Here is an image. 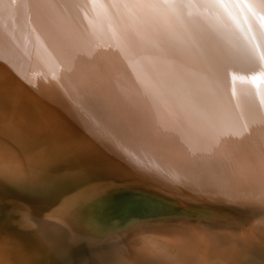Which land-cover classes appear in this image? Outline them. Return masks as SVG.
I'll list each match as a JSON object with an SVG mask.
<instances>
[{
	"label": "rangeland",
	"instance_id": "rangeland-1",
	"mask_svg": "<svg viewBox=\"0 0 264 264\" xmlns=\"http://www.w3.org/2000/svg\"><path fill=\"white\" fill-rule=\"evenodd\" d=\"M139 1L140 0H39L38 2V0H0V23L3 24H0V26L2 27H0L2 29H0V49H2V51L5 50L6 52L5 53L0 50V53L2 52V56L0 55V65L1 63L3 65H1L2 68H0V126H2L3 128L5 137H9L11 128L12 131L10 139L15 142L17 149L16 152H12L8 148L9 140L6 139L4 142L3 160L0 161V257L3 260L2 261L0 258V264H34L33 262L36 257V253H39L37 248H39L40 246L35 245L32 241H25L21 235H25V233H20L18 231L20 226L24 229H29V227H25L21 224L19 210H21L22 208L33 209V207H35L36 210L39 209L36 211V213L45 217V215L51 209L56 207V204H51V201H43L42 199H39V201L38 199L36 200L34 193L36 189L40 187L39 179H41L43 175L47 177L46 180H50L51 177L49 176H53V174L56 173L55 171L58 170L57 168L63 165V162L65 161V159H67V157L77 155L76 152L82 154L83 152L91 151L93 149L96 151L99 150L96 157L84 156L83 158H87V161L92 159L97 162L102 159V162L105 160L106 162H109L110 160V164L108 162V164L105 162L102 163L106 166H101V163L99 164V167L104 170H102V172L104 173L105 171L107 173V170H109L111 172L108 173L114 174L119 170L126 168L128 169L134 165V167H136V164H138L137 166H141L140 162L142 161V167L144 169L146 168V170H153L152 172L156 173V176L160 177L163 175L162 177H165L166 179V175L169 176L171 174H169L168 169L171 170L172 174L177 172L176 168L178 167V164L175 161H177L178 159L181 163L185 159L182 164L180 163L181 165H185L183 167V173L191 171V168L200 170L204 166V164H201L204 163L202 161H205L207 157V155L204 157L205 154L203 153L206 152L203 148H201L203 147V140H201L203 138L200 135L207 128H209L208 130L216 131L217 122L224 121V118H222L223 114L221 115V113L223 112L225 116L228 115V111L229 109H231L229 101L230 98L236 97V91L239 93V96L244 94L247 99L251 97V99H253V105L251 104V99H248L247 102H244L246 101L245 99L243 101L244 104L241 105V107H243V112H241L243 116H245V118L246 116L250 117V114L252 113V118H248L249 124L255 123L254 126L250 124V129L248 128L247 131H244V133L247 132L246 134L248 136H250L252 133V136L248 137L251 139V141L248 139L250 142L258 139V143L264 142V100L262 101V99H264V85H262L264 84V82H262L264 81V0H143L145 3H143L142 0L141 2ZM146 1L148 3H146ZM160 1H164V3H161ZM141 8L143 9L141 10ZM166 13L169 14L167 15ZM35 14L39 15V17L38 15L36 16V18L38 17V20L35 19ZM41 14L43 17H41ZM171 15L175 17H172ZM163 17L166 21L171 22L166 23ZM172 20L175 21L176 25ZM176 22H178V24ZM23 23L25 25L26 23L27 25L29 24V27L26 26V28ZM36 23H39V25L37 26ZM159 24L162 27H159ZM33 26L35 28H33ZM14 27L16 28V30L14 29ZM30 27L33 30H28V28ZM51 27H53L54 29ZM163 27H165V29ZM168 27L170 29H168ZM41 29L43 32L41 31ZM67 29H71L70 32H67L69 36L62 33L68 31ZM37 30L38 33L36 32ZM11 32L14 33L13 35H17L13 36ZM29 32L31 34H29ZM20 33L22 34L20 35ZM40 33H43L44 35ZM25 34L27 35V37L30 36L31 40L28 37L30 41L27 39ZM31 35H33L34 38ZM36 35H38L40 42ZM65 35H67L66 40L63 38ZM157 36L159 37L157 38ZM181 38H183V41H181ZM16 40L17 42L20 40L22 42L20 41L21 43L18 42V44ZM6 41L7 44L5 43ZM49 41H53V43L50 44ZM27 42L28 45L25 46ZM65 42H67L68 44ZM40 43L44 45H41ZM172 43L175 45V48L174 46H172ZM45 44L47 45L45 46ZM16 45L19 49L16 47ZM4 46L6 47V49ZM10 46L16 49L13 50V48H11ZM42 46H44V48ZM56 46H58L57 49L55 48ZM20 47L22 48V51H20ZM27 47H31L32 49H28ZM10 48L13 52L15 51V53H13ZM154 48L157 50L158 48H163L162 54L163 50L165 49V56H162V54L159 53H154ZM179 49L185 51V55L183 54L184 52ZM188 49L191 50L187 51ZM56 50H59L57 51L58 53L56 52ZM193 50L195 51V53ZM7 51L11 55L8 54ZM31 51H33L34 53ZM178 51H182L183 53H178ZM35 52L38 55H35ZM41 52L46 55L44 56ZM54 53L56 56L53 55ZM6 54L8 55V57ZM50 54L51 56H49ZM167 55L174 56H168V59V57L166 58ZM54 56L56 57V59L58 57L60 58L58 59L59 62L58 60H54ZM44 57L45 59H43ZM52 57L53 62L51 60ZM162 57L164 60L168 59L170 61L169 66H167L168 64L164 65V67L168 68L167 70L169 71L167 73L166 71L162 73L165 75V77H163L164 75L162 74L161 76L160 74L158 75L156 73L159 72V68L157 70L154 68L156 65H159L156 63V61L159 62ZM173 59L176 60L171 63ZM43 60H45L46 62H43ZM39 61H41V63ZM3 62L6 65H4ZM51 62L52 64L50 66L49 64ZM40 64L42 65V68L39 67L41 66ZM104 65L109 68H106ZM21 66L23 67V69L27 66L28 67L23 71V69H21ZM115 66L116 68L113 69ZM45 67H47V69ZM35 68H38V71H35ZM43 68L46 70V72H41V69ZM48 68L50 69V71L48 70ZM98 68L101 69L98 70ZM183 68L185 69L183 70ZM44 69L42 71H45ZM52 69L55 72L52 71V73ZM91 70L94 72L92 73ZM106 70L110 73H108ZM109 70H113V73H111V71ZM100 71L103 72L100 73ZM171 71L173 72L171 73ZM35 72L40 73L37 74ZM95 72L99 73L100 75H96ZM105 72H107L106 74L108 76L105 75ZM147 72H149V74ZM151 72L153 74H150ZM90 73H92V75H90ZM143 73H146L147 75ZM52 74L54 77L52 76ZM93 74L95 75L96 79L95 77L93 78ZM109 74L111 75L110 77ZM134 74H137V77L134 76ZM169 75L173 78H170ZM38 76L39 78L42 77L41 79L48 78V80L40 81L38 80L39 78H37ZM129 76H131L132 78H129ZM144 76H146L145 78L147 82H145V79L140 80V78H144ZM135 78H137V80ZM164 78H168V80L171 79L170 81H166L165 79V81L167 82V86H164V84L166 85V83H164L165 81L163 82L162 80ZM51 79H53V82H51ZM254 79L256 80V82ZM99 80H101L102 82H99ZM150 80L153 84L150 82ZM42 81L44 83H42ZM62 82L65 83L64 86H62ZM174 82L177 84V86ZM78 83H80L81 85ZM42 84L44 86H42ZM136 84H138V86H136ZM140 84H142V86H139ZM154 84L157 85L156 87L158 88H156ZM132 86H135V89ZM143 86H145L146 88L144 87V89L149 92H147L146 90L142 91L141 89H143ZM147 87H149V90L147 89ZM235 87L237 88L235 89ZM65 88H68L69 91ZM153 89H156V91H153ZM132 90L135 92H133ZM136 91L138 94L136 93ZM144 91L148 94L150 93L149 96L146 93L145 95H147L148 98H151V100H149L145 95L142 96ZM150 91H152L153 93L151 94ZM154 92L155 94L158 92L156 94L158 96H154ZM259 92H262V94ZM252 93L253 95H251ZM140 94L142 97L140 96ZM67 95L70 98H67ZM262 96L263 98H261ZM71 97L73 99L75 98L74 101L71 99ZM139 97L140 99L138 100ZM242 97L245 98L244 96ZM83 98L85 102L83 101ZM152 98L154 99V101L157 100L155 98H159L157 101H155V104L158 105L157 107H155L156 109L152 108L156 106L153 103L152 104L154 106H152ZM131 99H133L132 101L135 100L136 102L137 100L138 102H132ZM66 100H68V102ZM160 101H165L162 104H165L166 107L165 105H162ZM81 103H83L87 115L89 113L90 116L85 117L84 112L79 111V109L82 107ZM246 103L250 105L247 106ZM171 104L173 109L170 110L169 108H172ZM245 105L250 109V111ZM254 105L258 106L255 107ZM159 107L165 109L163 110ZM250 107L252 108V110H255L252 111ZM246 108L249 113H247L248 111L245 110ZM153 110L155 111V113H153ZM178 112L181 115L185 114L184 120V117H182L181 121H177L178 119H175L176 121L173 120V118H176L179 115ZM163 113H165L164 116L166 118L163 117ZM157 114L159 118H157ZM152 116L155 118H153ZM157 119H160L159 122ZM156 120L157 122H155ZM188 121H190V123ZM159 123L161 125H159ZM183 124H185V127H187V129H185V127L183 128ZM170 126H173V130ZM205 126H207L206 129L204 128ZM188 129L190 131L192 129V133H190L194 137L190 135L189 138ZM199 129L200 131H203L200 133ZM176 130L177 132L180 131L181 133H176ZM183 130H188L186 131L187 134L186 132L182 134L184 132ZM248 130L250 132H248ZM251 130H253V132L255 131L257 135L253 136V132ZM154 132L155 137H150ZM175 134H186L191 141L186 137V135L183 138H179L181 139L180 142L179 139L178 141H176L178 135L175 136ZM262 135L263 137H261ZM148 136L149 138L146 139V137ZM159 136L161 137L159 138ZM174 136L176 138H173ZM171 138L173 139L170 140ZM260 138H263V140ZM152 139L153 142H158H154V144L152 142ZM166 139L168 141L170 140L169 142H172L173 144H168V141H166ZM182 140H185V142L188 144L191 142V144H189L190 147ZM195 141H199L198 144H196ZM119 143H124L125 147L118 146ZM192 143L194 148L192 147ZM143 144L145 147H147V149L143 146ZM178 144L179 146H177ZM180 145H184L183 152H180V150L183 148V146L182 148H180ZM197 145H201V147L198 148ZM178 148H180V150ZM148 149L151 150L149 151ZM152 149L157 151L158 154L157 152L155 154V151H153ZM189 149L193 152H191ZM194 149L199 150L194 151ZM168 150L174 151H169L168 154ZM175 150H177L178 152H175ZM184 150L186 151L184 152ZM201 151L203 153H201L200 155L199 153ZM179 152L182 154L180 155ZM172 153L173 155L175 153L176 154L173 156ZM162 154L165 157H162L164 159H161L160 157V155ZM177 154L179 155L178 157ZM169 155H172L169 158H172L174 161H171L168 157L166 158V156ZM182 155L189 158L187 159ZM105 156L107 157L105 158ZM136 156L137 160H135ZM154 156L155 158L159 156V158L156 159L160 160L155 162L156 159L154 158ZM175 156L177 159L175 158ZM201 156L205 159L201 158ZM127 157L129 158L127 159ZM133 157L134 159H131ZM143 159L146 160L144 161ZM112 160L114 162H112ZM125 161L126 164H124ZM160 161L161 163H164H158ZM208 161L210 162V160ZM148 162H150L152 165ZM172 162H175L176 164ZM189 162H191L190 164L194 167L190 165V168V166H188ZM116 165L119 167V169ZM88 166H90L89 163L76 170L74 172V175H76L77 172H81ZM173 167L176 170L174 172L172 171L174 169H171ZM179 168H181L182 170V166H179ZM181 170H178V172H181ZM165 171L168 174H166ZM178 175L176 176L175 174H173L172 177H176V179L179 178V181L177 183H183L182 181L183 179L185 181V176L182 175V177H178ZM150 180L144 179L140 181L139 179H137L138 183H136L135 181L134 186L137 185L146 187V193L148 192L157 194L160 199L161 197L165 199H171V202H177V204H180V206H182L184 210L178 213H174L172 216H165L163 212L151 209V207H148L146 205L140 207H128L129 210L125 211L128 212L126 213V216H122L120 218L115 217L111 220L112 222H109V224L111 225L113 222H115L116 226L119 225V228L121 230L120 233L134 234L133 231L139 229L138 225L144 226V224L146 223L157 222L158 224L165 223V225L166 223H174L175 221L196 223L201 226L205 225L207 226V228L214 227L210 233L224 242H230V239L232 237L237 238L238 236L239 241H245V237L250 236L248 240L253 241V248L250 252V254H252V259H247L248 261L246 260L245 264H264V233L261 229L255 228L252 218L246 217L244 215L246 211L253 212L255 211L253 208L257 209V204L252 203L249 200V197H236V199H234L233 201L228 202V206L230 207H226L230 211V215H239L241 217L244 215L242 217V221L247 225H243L244 227H246L243 228V226L236 220L229 219L228 221V218H223V216H225V212L219 211L221 207L217 206L218 204L216 205L213 202H207L206 199H198V201L196 198H188L187 193H184V190H182V188L177 189L176 191H174L173 189H169L172 182L167 181L168 184H161L157 180ZM192 182L193 181H191L190 183L197 185L195 184V181L194 183ZM134 183L132 182V184ZM191 184L190 186L193 187V185ZM203 184V187L207 186L206 188L210 189V186L208 184ZM157 187L159 188V190ZM166 188L171 192H165ZM6 190L15 191L18 194L13 198H3L2 193L6 192ZM173 191L174 193H172ZM21 193H23V195H21ZM179 193L183 194L184 196ZM177 195H179V197ZM113 197L117 196L115 195ZM190 199H192V201ZM121 205L122 204H119L116 198H110V200L108 201L109 208H107V212H110L111 208L115 209V207L118 208ZM211 205H215L216 207ZM195 209L198 211L195 212ZM205 211L208 213L217 212V214H211V219L209 217L204 218L205 216L199 213ZM107 212H105V214ZM186 214H189V217ZM205 215L208 214L205 213ZM193 217L194 219L192 220ZM144 219H150L153 221H141ZM219 219H222L223 221H218ZM36 220L37 219H35V221ZM19 221L20 224L16 223ZM35 221L32 222L35 223ZM202 221L204 222V224ZM221 221L223 223H221ZM199 222H201L202 224ZM213 222L215 223L213 224ZM17 224L20 226L18 227ZM38 227L40 229L38 232H44V230H46L47 228L46 226L44 227L41 225H38ZM240 233L242 234L243 238ZM247 233H249V235ZM111 235L114 236L116 234L112 232ZM194 236L200 240H204L202 234L199 232L194 233ZM240 238L242 240H240ZM253 256L255 259H253Z\"/></svg>",
	"mask_w": 264,
	"mask_h": 264
},
{
	"label": "bare ground",
	"instance_id": "bare-ground-1",
	"mask_svg": "<svg viewBox=\"0 0 264 264\" xmlns=\"http://www.w3.org/2000/svg\"><path fill=\"white\" fill-rule=\"evenodd\" d=\"M143 1V0H142ZM33 2V1H32ZM39 2V0H38ZM141 2V0L139 1ZM161 2V1H160ZM166 2V1H165ZM36 3V2H34ZM33 3V4H34ZM83 3V2H82ZM143 3H145L143 1ZM146 3H148L146 1ZM151 3V2H150ZM161 3H164V1H162ZM129 4V3H128ZM142 4V3H140ZM172 4V3H171ZM36 5V4H35ZM148 5V4H147ZM14 6V5H13ZM32 6V5H31ZM154 6V5H153ZM23 7V6H22ZM33 7V6H32ZM14 8V7H13ZM144 8V7H143ZM141 8V10L143 9ZM152 8V7H151ZM159 9V8H158ZM172 9V8H171ZM17 10V8H16ZM22 10V9H21ZM146 10V9H145ZM166 10V9H165ZM35 11V10H34ZM37 11V9H36ZM13 12V11H12ZM25 12V11H24ZM141 12V11H140ZM163 12V10H162ZM166 12V11H165ZM149 13V11H148ZM159 13V12H158ZM24 14V13H23ZM22 14V15H23ZM124 14V13H123ZM144 14V12H143ZM167 14V13H166ZM169 14V13H168ZM167 14V15H168ZM18 15V14H17ZM38 14H35V19H37L39 17L36 18ZM122 15V14H121ZM156 15V14H155ZM158 15V14H157ZM162 15V14H160ZM166 15V16H167ZM33 16V15H32ZM31 16V18H32ZM145 16V15H144ZM165 16V17H166ZM172 16V15H171ZM8 17V16H7ZM15 17V16H14ZM41 17L42 14H41ZM162 17V16H161ZM168 17V16H167ZM172 17H175V16H172ZM30 18V17H29ZM79 18V17H78ZM159 18V17H158ZM171 18V17H170ZM26 19V18H24ZM23 19V20H24ZM28 19V17H27ZM34 19V20H35ZM41 19V18H40ZM164 19V17H163ZM168 19V18H167ZM30 20V19H29ZM32 20V19H31ZM38 20V19H37ZM42 20V19H41ZM40 20V21H41ZM144 20V19H143ZM176 20V19H175ZM27 21V20H26ZM39 21V22H40ZM44 21V20H43ZM42 21V22H43ZM164 21H166L164 19ZM164 21H163V24H164ZM174 21V20H172ZM24 22V21H23ZM167 22H171V21H166ZM180 22V21H179ZM184 22V21H183ZM30 23V22H29ZM158 23V22H157ZM178 24V22H176ZM1 24V23H0ZM15 24V23H14ZM13 24V26H14ZM21 24V23H20ZM34 24V22H33ZM37 26L39 25V23H36ZM162 24V23H160ZM159 24V27H162L160 26ZM170 24V23H169ZM174 24H175V21H174ZM184 24V23H183ZM188 24V23H187ZM3 25V24H1ZM5 25V24H4ZM23 25H25L23 23ZM22 25V26H23ZM29 25V24H28ZM26 23L25 27H29ZM32 25V24H30ZM176 25V24H175ZM190 25V24H189ZM35 26V25H34ZM33 26V28H35ZM36 26V27H37ZM158 26V25H157ZM165 26V25H164ZM172 26V25H171ZM182 26V24H181ZM186 26V25H185ZM1 27V26H0ZM5 27V26H4ZM3 27V28H4ZM7 27V26H6ZM9 27V26H8ZM11 27V26H10ZM26 27V28H27ZM32 27V26H31ZM28 28V30L32 29V28ZM43 27V26H41ZM174 27V26H173ZM179 27V26H178ZM2 28V27H1ZM0 28V29H1ZM24 28V27H23ZM53 28V27H51ZM64 28V27H63ZM70 28V27H69ZM78 28V27H77ZM165 29V27H163ZM162 28V30H163ZM10 29V28H9ZM13 29V28H12ZM14 29L16 30V28L14 27ZM38 29V28H37ZM40 29V28H39ZM46 29V28H45ZM54 29V28H53ZM87 29V28H86ZM168 29H170L168 27ZM178 29V28H177ZM186 29V28H185ZM2 30V29H1ZM6 30V29H5ZM33 30V29H32ZM68 31H65V32H62L64 34H67V32H70L69 29H67ZM161 30V29H160ZM176 30V29H175ZM174 30V32H175ZM179 30V29H178ZM177 30V31H178ZM187 30V29H186ZM189 30V29H188ZM35 31V30H34ZM42 31V29H41ZM53 31V30H52ZM106 31V30H105ZM156 31V30H155ZM168 31V30H166ZM196 31V30H195ZM2 32V31H1ZM19 32V31H18ZM38 33V30L36 31ZM43 32V31H42ZM54 32V31H53ZM101 32V31H100ZM162 32V31H161ZM12 33V32H11ZM10 33V34H11ZM25 33V32H24ZM28 33V31H27ZM36 33V34H37ZM47 33V32H46ZM56 33V31H55ZM54 33V34H55ZM62 33H59V34H62ZM118 33V32H117ZM140 33V32H139ZM166 33V32H165ZM178 33V32H177ZM4 34V32H3ZM5 34H6V31H5ZM14 33H12L13 35ZM22 33H20L21 35ZM29 34H31L29 32ZM40 34H43V33H40ZM119 34V33H118ZM142 34V33H141ZM160 34V33H159ZM181 34V33H180ZM183 34V32H182ZM2 35V33H1ZM17 35V34H15ZM13 35V36H15ZM19 35V34H18ZM26 35V34H25ZM24 35V36H25ZM34 35V34H33ZM31 35L33 38L34 36ZM39 35V34H38ZM38 35H36V37H38ZM44 35V34H43ZM43 35H40V36H43ZM67 35H65L63 37L65 40H66V37ZM164 35V34H163ZM175 35V33H174ZM173 35V36H174ZM10 36V35H9ZM47 36V35H46ZM45 36V37H46ZM55 36V35H54ZM69 36V35H68ZM91 36V35H90ZM124 36V35H123ZM140 36V35H139ZM184 36V35H183ZM27 37V35H26ZM30 38V36H28ZM27 37V39H28ZM48 37V36H47ZM58 37V36H57ZM82 37V36H81ZM85 37V36H84ZM154 37V36H153ZM159 36H157L158 38ZM165 37V36H164ZM4 38V37H3ZM49 38V37H48ZM114 38V37H113ZM130 38V37H129ZM163 38V37H162ZM184 38V37H183ZM181 38V41H183ZM5 39V38H4ZM9 39V37H8ZM17 39V38H16ZM36 39V38H35ZM39 39V37H38ZM52 39V38H50ZM49 39V40H50ZM59 39V38H57ZM71 39V38H70ZM69 39V40H70ZM144 39V38H143ZM142 39V40H143ZM179 39V38H178ZM185 39V38H184ZM7 40V39H6ZM19 40V39H18ZM26 40V39H25ZM24 40V41H25ZM29 40V39H28ZM31 40V38H30ZM29 40V41H30ZM56 40V39H55ZM68 40V39H67ZM2 41V40H1ZM5 41V40H4ZM8 41V40H7ZM7 41L5 42L7 44ZM21 41V40H20ZM18 41V42H20ZM23 41V42H24ZM35 41V40H34ZM37 41V40H36ZM42 41V40H41ZM57 41V40H56ZM61 41V40H60ZM63 41V40H62ZM3 42V41H2ZM17 42V40H16ZM17 42V43H18ZM22 42V41H21ZM20 42V43H21ZM26 42V41H25ZM39 42H40V39H39ZM37 42V43H39ZM43 42V41H42ZM50 42V41H49ZM68 42V41H67ZM65 42V43H67ZM173 42H176V41H173ZM4 43V44H5ZM53 43L50 42V44ZM183 43V42H182ZM1 44V43H0ZM3 44V45H4ZM5 44V45H6ZM19 44V43H18ZM25 44V43H23ZM31 44V43H30ZM41 44V43H40ZM49 44V43H48ZM58 44V43H57ZM60 44V43H59ZM68 44V43H67ZM147 44V43H146ZM173 44V43H172ZM176 44V43H175ZM13 45V43H12ZM11 45V46H12ZM21 45V44H20ZM28 45V42L25 46ZM41 45H44V44H41ZM47 44H45L46 46ZM90 45V44H89ZM10 46V47H11ZM15 46V44H14ZM23 46V45H22ZM31 46V45H30ZM55 46V45H54ZM61 46V45H60ZM172 46H174L175 48V45L173 44ZM178 46V45H177ZM1 47V45H0ZM5 47V46H4ZM17 47V45H16ZM40 47V46H39ZM44 48V46H42ZM166 47V46H165ZM216 47V46H215ZM13 48V47H11ZM10 48V49H11ZM18 48V47H17ZM21 48V47H20ZM25 48V47H24ZM28 49H30L29 47H27ZM56 49L58 48V46L55 47ZM54 48V49H55ZM94 48V47H93ZM111 48V46H110ZM173 48V49H174ZM188 48V47H187ZM6 49V47H5ZM8 49V50H10ZM16 49V48H15ZM13 48V50H15ZM19 49V48H18ZM32 49V48H31ZM37 49V48H35ZM34 49V50H35ZM105 49V47H104ZM132 49V48H131ZM171 49V48H170ZM172 49V50H173ZM217 49V48H216ZM2 51V49H0ZM25 50V49H24ZM46 50V49H45ZM49 50V49H48ZM179 50H182V49H179ZM186 50V49H185ZM191 50V49H190ZM189 49L187 51H190ZM12 51V49H11ZM22 51V48L21 50ZM39 51V50H38ZM36 51V52H38ZM41 51V50H40ZM52 51V50H51ZM50 51V53H51ZM55 51V50H54ZM59 51V50H56V52ZM174 51V50H173ZM183 51V50H182ZM178 51L183 53L185 55V51ZM194 51V50H193ZM2 52H5L2 51ZM1 52V53H2ZM13 52V51H12ZM11 52V53H12ZM33 52V51H31ZM35 52V55H38L36 54ZM43 52H46V51H43ZM104 52V51H103ZM176 52V51H175ZM0 53V55L2 56V54ZM6 53V52H5ZM3 53V54H5ZM8 53V51H7ZM15 53V51L13 52ZM12 53V54H13ZM30 53V52H29ZM28 53V54H29ZM34 53V52H33ZM32 53V55H33ZM40 53V52H39ZM42 53V52H41ZM58 53V52H57ZM61 53V52H60ZM98 53V52H97ZM173 53V52H172ZM171 53V54H172ZM193 53V52H192ZM195 53V51H194ZM193 53V54H194ZM10 54V53H8ZM23 54V53H22ZM22 54H21V57H22ZM43 54V53H42ZM7 55V54H6ZM5 55V56H6ZM11 55V54H10ZM19 55V54H18ZM41 55V54H40ZM44 55V54H43ZM46 55V54H45ZM44 55V56H45ZM48 55V54H47ZM55 55V53L53 54ZM52 55V56H53ZM59 55V54H58ZM182 55V54H180ZM25 56V55H23ZM42 56V55H41ZM51 56V54L49 55ZM56 56V55H55ZM54 56V60H58L60 59L59 57L56 59V57ZM98 56V55H97ZM163 56V54H162ZM165 56V55H164ZM168 56H172V55H167L166 58ZM174 56V55H173ZM172 56V57H173ZM4 57V55H3ZM8 57V55H7ZM13 57V56H12ZM28 57V56H27ZM32 57V56H31ZM30 57V58H31ZM105 57V56H104ZM178 57V56H177ZM186 57V56H185ZM11 58V57H10ZM14 58V57H13ZM29 58V57H28ZM6 59V58H5ZM24 59V58H23ZM45 59V57L43 58ZM48 59V57H47ZM53 59V57L51 58V60ZM169 59V57H168ZM167 59V60H168ZM189 59V58H188ZM255 59V58H254ZM3 60V59H2ZM28 60V59H27ZM35 60V59H34ZM38 60V58H37ZM40 60V58H39ZM67 60V59H66ZM101 60V59H100ZM164 60L163 57L161 60L156 61L157 64L159 65H154L155 69L157 70L159 68V72H156L158 75L162 74L163 72L166 71L169 72L166 68L164 67L165 64H168L167 66H169L170 64V61L168 60ZM171 60V59H170ZM176 60V59H175ZM173 59L172 62L175 61ZM253 60V59H252ZM7 61V60H6ZM10 61V60H9ZM26 61V60H25ZM45 60H43L44 62ZM48 61V60H47ZM262 61V60H261ZM41 63V61H39ZM38 62V63H39ZM46 62V61H45ZM53 62V60H52ZM52 62L49 64L51 66ZM59 62V60H58ZM183 62V61H182ZM185 62V61H184ZM6 63V62H5ZM12 63V62H11ZM28 63V62H27ZM34 63V62H33ZM57 63V62H56ZM107 63V62H106ZM105 63V64H106ZM163 63V64H162ZM196 63V62H195ZM4 64V62H3ZM29 64V63H28ZM55 64V62H54ZM162 64V65H161ZM194 64V63H193ZM2 65V63H1ZM0 65V66H1ZM6 65V64H4ZM7 65H8V62H7ZM25 65V64H24ZM34 65V64H32ZM41 65V64H40ZM47 65H48V62H47ZM82 65V64H81ZM173 65V64H171ZM182 65H185V64H182ZM181 65V66H182ZM210 65V64H209ZM218 65V64H217ZM3 66V65H2ZM2 66L0 68H2ZM11 66V65H10ZM10 66H7V67H10ZM23 66V65H22ZM21 66V69H23V67ZM30 66V65H28ZM27 66V67H28ZM54 66V65H53ZM57 66V65H56ZM64 66V65H63ZM106 67V65H104ZM211 66V65H210ZM26 67V68H27ZM42 68V65L39 66ZM100 67V66H99ZM110 67H113V66H110ZM120 67V66H119ZM153 67V66H152ZM219 67V66H218ZM24 68V69H26ZM47 69V67H45ZM57 68V67H55ZM54 68V70H55ZM106 68H109V67H106ZM116 66L113 68L115 69ZM146 68V67H144ZM171 68V67H170ZM214 68V67H213ZM212 68V69H213ZM5 69V68H4ZM9 69V68H8ZM23 69V71H24ZM38 69V68H37ZM36 68H35V71H38ZM44 69V68H43ZM43 69H41V72H46L45 71H42ZM101 69V68H98V70ZM123 69V68H122ZM130 69V68H128ZM127 69V70H128ZM150 69V68H149ZM185 68H183L184 70ZM193 69V68H192ZM228 69V67H227ZM10 70V69H9ZM40 70V69H39ZM48 70L50 71V69L48 68ZM53 69L51 70V72H55ZM57 70V69H56ZM95 70V69H93ZM105 70V69H104ZM117 70V69H116ZM173 70V69H171ZM191 70V69H190ZM202 70V69H201ZM205 70V69H204ZM210 70V69H209ZM231 70V69H230ZM20 71V70H19ZM28 71V69H27ZM92 71V70H91ZM107 71V70H106ZM111 71V73H113V70H109ZM119 71V70H118ZM121 71V69H120ZM129 71V70H128ZM145 71V70H144ZM229 71V70H228ZM234 71V70H233ZM10 72V71H9ZM13 72V71H12ZM33 72V71H32ZM52 72V73H53ZM94 71H92L93 73ZM103 72V71H100V73ZM108 72V71H107ZM105 72V75H107ZM116 72V71H115ZM123 72V71H122ZM130 72V71H129ZM132 72V71H131ZM135 72V71H134ZM153 72V71H152ZM150 73V74H153V73ZM173 71H171L172 73ZM180 72V71H179ZM35 73H40V72H35ZM50 73V72H49ZM57 73V72H56ZM55 73V75H56ZM59 73V72H58ZM92 73H90V75H92ZM96 73V72H95ZM110 73V72H108ZM149 74V72H147ZM175 73V71H174ZM185 73V72H184ZM5 74V73H4ZM46 74V73H45ZM51 74V73H50ZM49 74V75H50ZM99 74V73H96V75ZM133 74V73H132ZM143 74H146V73H143ZM186 74V73H185ZM255 74V73H254ZM262 74V73H261ZM74 75V74H73ZM94 75V74H93ZM100 75V74H99ZM103 75V74H102ZM122 75V74H121ZM137 75V74H136ZM134 74V76H136ZM141 75V74H140ZM147 75V74H146ZM164 75V74H162ZM161 75V76H162ZM172 75V74H171ZM174 75V74H173ZM264 75V74H263ZM34 76V75H33ZM53 76V74H52ZM66 76V75H65ZM75 76V75H74ZM108 76V75H107ZM111 75L109 74V77ZM117 76V74H116ZM132 76V75H131ZM129 76V78L131 77ZM155 76V75H154ZM252 76V75H251ZM254 76V75H253ZM256 76V75H255ZM48 77V76H47ZM54 77V76H53ZM95 77V75L93 76V78ZM103 77V76H102ZM137 77V76H136ZM140 77V76H139ZM142 77V76H141ZM146 76H144V78H140L141 79H145ZM148 77V76H147ZM157 77V76H156ZM155 77V78H156ZM165 77V75L163 76ZM170 77V75H169ZM168 77V78H169ZM187 77V76H186ZM264 77V76H263ZM39 78V76L37 77ZM42 78V77H41ZM39 78L38 80H48L47 79H41ZM68 78V77H67ZM98 78V76H97ZM100 78V77H99ZM114 78V77H113ZM132 78V77H131ZM149 78V77H148ZM147 78V79H148ZM151 78V77H150ZM154 78V79H155ZM168 78H164L162 79L163 82L165 81H170L168 80ZM170 78H173V77H170ZM177 78V77H175ZM236 78V77H235ZM253 78V77H252ZM96 79V77H95ZM105 79V78H104ZM134 79V77H133ZM137 80V78H135ZM238 79V78H237ZM245 79V78H244ZM249 79V77H248ZM264 79V78H263ZM50 80V79H49ZM53 82V79H51ZM94 80V79H92ZM98 80V79H97ZM102 80V79H101ZM99 80V82L101 81ZM128 80V79H127ZM132 80V79H131ZM135 80V82H136ZM153 80V79H152ZM156 80V79H155ZM158 80V79H157ZM161 80V81H162ZM187 80V79H186ZM255 80V79H254ZM130 81V80H129ZM143 81V80H142ZM164 82L166 83V85L164 84V86H167V82ZM173 81V79H172ZM175 81V80H174ZM261 81V80H260ZM1 82V81H0ZM39 82V81H38ZM50 82V81H49ZM55 82V80H54ZM102 82V81H101ZM122 82V81H121ZM124 82V81H123ZM147 82V80L145 81ZM151 82V80H150ZM157 82V81H156ZM256 82V80H255ZM264 82V81H262ZM42 83H44L42 81ZM64 86V82H62ZM117 83V82H116ZM149 83V82H148ZM152 83V82H151ZM160 83V82H159ZM169 83V82H168ZM175 83V82H174ZM173 83V84H174ZM261 83V82H260ZM19 84V83H18ZM49 84V83H48ZM51 84V83H50ZM68 84V83H67ZM80 84V83H78ZM153 84V83H152ZM176 84V83H175ZM249 84V83H248ZM252 84V82H251ZM11 85V84H10ZM39 85V84H38ZM46 85V84H45ZM81 85V84H80ZM133 85V84H132ZM135 85V84H134ZM146 85V84H145ZM151 85V84H149ZM155 85V84H154ZM159 85V84H158ZM172 85V84H170ZM264 85V84H262ZM41 86V85H40ZM42 86H44L42 84ZM136 86H138V84H136ZM139 86H142V84H140ZM157 85H155L156 87ZM162 86V85H161ZM175 86V85H174ZM177 86V84H176ZM53 87V85H52ZM67 87V86H65ZM102 87V85H101ZM133 87V86H132ZM145 86H143V89H141L142 91L143 90H146L144 89ZM173 87V86H172ZM261 87V86H260ZM51 88V87H50ZM57 88V87H56ZM100 88V87H98ZM123 88V87H122ZM135 89V86L133 87ZM138 88V87H137ZM140 88V87H139ZM146 88V87H145ZM149 87H147L148 89ZM158 88V87H156ZM175 88V87H174ZM189 88V87H188ZM237 87H235L236 89ZM52 89V88H51ZM59 89V88H58ZM57 89V90H58ZM68 90V88H65ZM187 89V88H186ZM231 89V88H230ZM263 89V87H262ZM2 90V89H1ZM149 90V89H148ZM156 91V89H153V91ZM177 90V89H176ZM197 90V89H196ZM246 90V89H245ZM11 91V90H10ZM15 91V90H14ZM62 91V90H61ZM69 91V90H68ZM133 91V90H132ZM147 91V90H146ZM158 91V90H157ZM185 91V90H184ZM183 91V92H184ZM188 91V90H187ZM241 91V90H240ZM239 91V92H240ZM260 91V90H259ZM264 91V90H263ZM60 92V91H59ZM131 92V91H130ZM135 92V91H133ZM149 92V91H147ZM151 94L153 93L152 91H150ZM182 92V93H183ZM195 92V91H194ZM245 92V91H244ZM251 92V91H250ZM62 93V92H61ZM137 93V91H136ZM145 91L143 93L142 96L145 95ZM158 93V92H157ZM156 93V94H157ZM237 94L236 97L234 98H230V108L229 111H228V115L225 116L224 113L222 112L221 115L223 114L222 118H224V121H220V122H217V129L216 131H213V130H208L209 128L206 129L207 126H205L204 128L206 129V133L205 131L199 129V132L201 133L203 131V133L200 135L203 139V142H202V146H198L203 148L204 151L207 153H203L202 151L199 153L201 155V153L205 154L204 157L207 155L206 159L203 158L201 156V158L205 159V161H202L204 163H201V164H204L203 168H201L200 170H196V169H192L191 168V162H189V165L190 168H191V171H188V172H185L183 173L182 171L183 170V167L185 165H181L184 161L181 163L179 162V159L177 161H175L177 164H178V167L176 168L177 169V172L173 173L175 174L176 176L178 174V177H182V175H184L185 177V181L183 179V183H177L179 180V178L176 179V177H172L173 174L171 172V170H169L168 168V171H169V174L171 175H166L168 174L166 171V176L169 177L165 179V177H162V176H156L155 174L156 173H153L150 169L146 170V168L144 169L142 167V161L140 162L141 163V166H137L138 164H136V167L132 166L130 168H126V169H122V170H119L117 172H115L114 174L112 173H105L106 174H103L105 177L102 178L100 180V183L98 184H93V185H90V186H86L85 184L81 185L80 187H78L77 189H72L71 192L69 193H61V181L70 178V181L72 180V178L75 176L74 175V172L80 168H82L84 165H87V163H89V161H87V158H83L84 156H87V157H96L97 156V153L98 151L96 150H91V151H87V152H83L82 154H80L79 152H76L77 155H72V156H69L67 157V159H65V161L63 162V165L59 166L57 169V171H55L53 174V176H49L51 177V179L49 180H46L47 177L43 176L41 177V179H39V188L36 189L35 193H34V196L36 197V200L38 199H42L43 201H51V204H56V207L51 209L46 215L45 217L41 216V215H38L36 213L37 210L39 209H35V207H33V209H30V208H22L21 210H19V213H20V219H21V224L25 227H29V228H36L37 232L40 230L38 225L40 226H46V230H44V232H39L40 234L43 233L45 234L46 236H56V238H54V241H45V247L47 248V252H46V256H53L56 251L57 252H61V253H66V252H76V254L79 255V257L81 258V261L83 263H86V264H245L246 263V260L247 259H252V254H250L252 248H253V241H250L248 240L249 237H245V241H243L241 238L240 240L242 241H239L238 237L235 238V237H232L230 239V242H224V241H221L220 239H218L216 236H213L210 232L213 230L214 227H208L207 226H201L199 224H196V223H190V222H183V221H175L174 223H165L162 224H158L157 222L156 223H146L141 226L138 225L139 229H136V231H133L134 234L130 233V234H124V233H120L121 230H120V226H116L115 225V222L111 224H109V222H107V220H104L103 219V214H105V212H107V208H109L108 206V201L110 200V198H116V197H113L115 195H113V192L118 189V188H121V187H125L126 185H132L134 186L135 185V181L136 183H138L137 179H139L140 181L141 180H144V179H151V180H157L158 182H160L161 184L162 183H167L168 182H172V184L170 185V188L169 189H173L174 191H176L177 189H180L182 188V190H184L183 192L184 193H187L188 195V198H192V199H203V200H207V202H213L214 204H218L217 206L221 207L219 209V211H224L225 212V216H223V218H228V221L229 219H232V220H236L239 224H241L242 226L243 225H247V224H244L243 221H242V217L245 215L246 217H250L252 218L253 220V225L255 226L256 229H261L262 232L264 233V142H259V139L258 140H254L253 142H250L251 139L248 138L250 136H252V133L250 136H248L244 131H247V129L251 126L250 123L248 122V118H252L251 115L252 113L250 114V117L246 116H243L242 112H243V107H241V105H243V101L246 99V101L244 102H247L248 99H251V98H246V96L244 94L240 95L239 96V93L236 91ZM262 94V92H259ZM75 94V93H73ZM77 94V93H76ZM138 94V93H137ZM136 94V95H137ZM148 94V93H146ZM150 94V93H149ZM148 94V96H149ZM155 92H154V96H158L156 95ZM194 94V93H193ZM259 94V95H261ZM70 95V94H69ZM79 95V94H78ZM181 95V94H180ZM187 95V94H186ZM204 95V94H203ZM249 95V93H248ZM247 95V97H248ZM253 95V93L251 94ZM73 96V95H72ZM83 96V95H81ZM139 96V95H138ZM141 96V94H140ZM141 96V97H142ZM147 98L148 96L145 95ZM242 96H244L245 98H243ZM134 97V96H133ZM145 97V98H146ZM152 97V96H151ZM232 97V96H231ZM242 97V98H241ZM67 98H70L68 95H67ZM79 98V97H78ZM143 98V99H145ZM188 98V97H187ZM258 98V96H257ZM263 98V96L261 97ZM260 98V100H261ZM65 99H66V95H65ZM71 99L74 101V99L71 97ZM140 99V97L138 98V100ZM149 100H151V98H148ZM153 99V98H152ZM155 99H159V98H155ZM185 99V98H183ZM243 99V100H241ZM256 99V97H255ZM133 99H131L132 101ZM155 100V101H157ZM252 100L251 99V104L253 105L252 103ZM259 100V99H257ZM264 99H262L263 101ZM68 102V100H66ZM83 101L85 102L84 98H83ZM142 101V100H141ZM145 101V100H144ZM154 101V99L152 100ZM151 101V104L153 103L154 105L155 104V101L152 102ZM187 101V100H186ZM71 102V101H70ZM113 102V101H112ZM132 102H135L132 101ZM136 102H138L136 100ZM135 102V103H136ZM161 102V101H160ZM160 102H156V103H160ZM165 102V101H164ZM164 102H161L164 103ZM250 102V101H249ZM257 102V101H255ZM254 102V103H255ZM259 102V101H258ZM260 103V102H259ZM139 104V103H137ZM143 104V103H142ZM146 104V103H145ZM150 104V102H149ZM152 104V106H154ZM247 104V103H246ZM264 104V102H263ZM160 105V104H159ZM162 105H165V104H162ZM169 105V104H168ZM250 105V104H247V106ZM262 105V104H261ZM158 105L152 107L154 109H156L155 107H157ZM246 106V105H245ZM246 106V107H247ZM255 106V105H254ZM258 106V105H257ZM255 106V107H257ZM162 107V106H161ZM166 107V105H165ZM171 107H172V104H171ZM254 107V108H255ZM119 108V107H118ZM160 108V107H159ZM158 108V109H159ZM175 108V107H174ZM248 108V107H247ZM247 108L245 110H247ZM251 108V107H250ZM160 109H163V108H160ZM165 109V108H164ZM163 109V110H164ZM168 109V107H167ZM170 110L173 109L172 108H169ZM176 109V108H175ZM118 110V109H117ZM225 110V109H224ZM223 110V111H224ZM233 110V111H232ZM248 110L250 111V109L248 108ZM247 110V111H248ZM252 110V108H251ZM255 109H253L252 111H254ZM50 111V110H49ZM152 111V109H151ZM157 111V110H156ZM180 111V110H179ZM226 111V110H225ZM232 111V112H231ZM242 111V112H241ZM249 111L247 113H249ZM164 112V111H163ZM153 113H155V111L153 110ZM152 113V114H153ZM157 113H162V112H157ZM165 113H166V110H165ZM163 113V117L164 114ZM171 113V112H170ZM169 113V115H170ZM177 113V112H175ZM184 113V112H183ZM227 113V112H226ZM151 114V115H152ZM168 114V113H167ZM174 114V112H173ZM179 114V112H178ZM177 114V115H178ZM155 115V114H154ZM176 115V116H177ZM183 115V116H182ZM179 114L176 118H173L174 121H176L175 119H178L177 121H181L182 117L183 120L185 119V114ZM256 115V114H254ZM253 115V117H254ZM158 116V114L156 115ZM211 116V115H210ZM150 117V116H149ZM153 117V116H152ZM151 117V118H152ZM169 117V116H168ZM173 117V115H172ZM202 117V116H201ZM208 117V116H207ZM155 118V117H153ZM159 118V116L157 117ZM161 118V117H160ZM166 118V117H165ZM164 118V119H165ZM171 118V117H170ZM172 119V118H171ZM171 119H170V122H171ZM220 119V118H219ZM152 120V119H151ZM158 122L160 119H157ZM157 120L155 122H157ZM150 121V120H149ZM151 122V121H150ZM161 122V121H160ZM190 123V121H188ZM186 122V123H188ZM193 122V121H192ZM148 123V122H147ZM153 123V122H152ZM176 123V122H174ZM63 124V123H62ZM151 124V123H150ZM156 124V123H155ZM166 124V123H165ZM172 124V123H171ZM181 124V122H180ZM262 124V123H261ZM129 125V124H128ZM154 125V124H152ZM159 125H161L159 123ZM183 128L185 127V124H183ZM188 125V124H187ZM254 124H252V126H254ZM107 126V125H106ZM157 126V125H156ZM181 126V125H180ZM260 126V125H259ZM159 127V126H158ZM163 127V126H162ZM171 128L173 126H170ZM182 127V126H181ZM105 128V127H104ZM175 128V127H174ZM180 128V127H179ZM182 128V129H183ZM197 128V127H196ZM203 128V129H204ZM158 129V128H157ZM160 129V128H159ZM185 129H187V127H185ZM190 129V128H189ZM188 129V130H189ZM250 129V128H249ZM104 130V129H103ZM124 130V129H123ZM127 130V129H126ZM167 130V129H166ZM170 130V129H169ZM173 130V128H172ZM186 130V131H188ZM260 130V129H259ZM95 131V130H94ZM145 131V130H144ZM157 131V130H156ZM155 131V132H156ZM184 131V130H183ZM182 131V132H183ZM186 131H184L182 134H184ZM196 131V129H195ZM253 132V130H251ZM155 132L153 133L152 136L150 137H155ZM180 131L177 132L176 130V133H179ZM192 133V129L191 131L189 130V138H190V135L192 137H194L191 133ZM248 132H250L248 130ZM152 133V132H151ZM181 133V132H180ZM165 134V132H164ZM187 134V132H186ZM185 134V135H186ZM199 134V133H198ZM250 134V133H249ZM138 135V134H137ZM157 135V134H156ZM178 135V138L176 141H178L179 138H183L185 135H181V134H177ZM175 134V136H177ZM182 137H180V136ZM188 135H186V137L188 138ZM257 135L255 133V131L253 132V136ZM260 135V134H259ZM258 135V136H259ZM172 136V135H171ZM173 137V138H176V137ZM68 137V136H67ZM107 137V136H106ZM110 137V136H109ZM158 137V136H157ZM161 136H159L160 138ZM165 137V136H164ZM263 137V135L261 136ZM104 138V137H103ZM149 138L146 137V139ZM166 138V137H165ZM169 138V137H168ZM173 138H171L170 140H172ZM188 138V139H189ZM199 138V137H198ZM112 139V138H111ZM250 141H249V140ZM263 140V138H260ZM73 140V139H72ZM169 140V141H170ZM181 139H179V142H180ZM186 140V139H185ZM185 140H182L183 142H185ZM190 140V139H189ZM102 141V140H101ZM149 141V140H148ZM160 141V140H159ZM166 141H168L166 139ZM165 141V142H166ZM168 141V144L170 143ZM175 141V142H176ZM191 141V140H190ZM75 142V141H74ZM103 142V141H102ZM135 142V141H134ZM152 142H153V139H152ZM154 142H158V141H154ZM153 142V143H154ZM196 142V141H195ZM199 142V141H198ZM198 142H196V144H198ZM161 143V142H160ZM172 143V142H171ZM170 143V144H171ZM186 143V142H185ZM102 144V143H101ZM113 144V143H112ZM146 144V143H145ZM149 144V143H148ZM155 144V143H154ZM158 144V143H157ZM173 144V143H172ZM181 144V143H180ZM183 144V143H182ZM188 144V143H186ZM191 144V142L189 143ZM188 144V145H189ZM200 144V143H199ZM150 145V144H149ZM147 145V146H149ZM176 145V144H174ZM119 146V145H118ZM131 146V145H130ZM144 146V144H143ZM151 146V145H150ZM172 146V145H171ZM179 146V144L177 145ZM181 146V145H180ZM183 146V148H182ZM180 148H182L180 150V148H178L180 150V152L182 151L183 152V149H184V145H182ZM196 146V147H197ZM86 147V146H85ZM99 147V146H98ZM133 147V146H132ZM138 147V146H137ZM145 147V146H144ZM156 147V145H155ZM158 147V146H157ZM173 147V146H172ZM187 147V146H186ZM190 147V145H189ZM188 147V148H189ZM192 147L194 148L193 146V143H192ZM88 148V147H87ZM95 148V147H94ZM115 148V147H114ZM147 149V147H145ZM150 148V147H148ZM159 148V147H158ZM169 148V147H168ZM177 148V147H176ZM106 149V148H105ZM104 149V150H105ZM121 149V148H120ZM172 149V148H171ZM175 149V147H174ZM177 149V150H178ZM186 149V148H185ZM103 150V151H104ZM113 150V149H112ZM145 150V149H144ZM149 150V149H148ZM151 150V149H150ZM149 150V151H150ZM153 150V149H152ZM159 150V149H158ZM167 150V149H166ZM175 150V152L177 151ZM190 150V149H189ZM199 150V149H197ZM196 149H194V151H197ZM84 151V150H83ZM155 151V150H153ZM152 151V152H153ZM169 151H172V150H168V154H169ZM174 151V150H173ZM172 151V152H173ZM186 150H184L185 152ZM191 151V150H190ZM157 151H155V154H156ZM178 152V151H177ZM179 152V153H180ZM189 152V151H188ZM193 152V151H191ZM113 153V152H112ZM135 153V152H134ZM165 153V152H164ZM163 153V154H164ZM187 153V152H186ZM80 154V155H79ZM154 154V153H153ZM158 154V152H157ZM161 154V153H160ZM162 154V155H163ZM167 154V155H168ZM176 154V153H175ZM174 154V155H175ZM182 153H180L181 155ZM184 154V153H183ZM189 154V153H188ZM133 155V154H132ZM131 155V157H132ZM138 155V154H137ZM160 155L161 159H164V155L162 156ZM173 155V153H172ZM171 155V156H172ZM173 155V156H174ZM185 155V154H184ZM182 155V156H184ZM190 155V154H189ZM139 156V155H138ZM170 155L169 156H166V158L168 157H171ZM179 155L177 154V157ZM187 156V155H186ZM107 156H105L106 158ZM115 157V156H114ZM118 157V156H117ZM144 157V156H143ZM164 157V158H162ZM181 157V156H180ZM179 157V158H180ZM185 157V156H184ZM123 158V157H122ZM129 157H127L128 159ZM150 158V157H149ZM155 158V156H154ZM156 158H159L156 157ZM155 158V159H156ZM176 158V156H175ZM182 158V157H181ZM187 158V157H185ZM189 158V157H188ZM187 158V159H188ZM99 159V157H98ZM102 159V157H101ZM118 159V158H117ZM120 159V158H119ZM131 159H134L131 158ZM171 161L173 160L172 158H169ZM177 159V158H176ZM103 160V159H102ZM101 160V163H103ZM126 160V159H125ZM130 160V159H129ZM137 160V156H136V159ZM140 160V159H138ZM144 160V159H143ZM146 160V159H145ZM144 160V161H145ZM148 160V159H147ZM160 160V159H159ZM159 160H155L156 161H159ZM182 160V159H181ZM210 160V162L208 161ZM106 161V160H105ZM119 161V160H118ZM143 161V163H144ZM152 161V160H151ZM164 161V160H163ZM174 161V160H173ZM213 161V162H212ZM97 162V161H96ZM108 162V161H107ZM105 162V163H107ZM112 162H114L112 160ZM111 162V163H112ZM129 162H132V161H129ZM175 162H172V163H175ZM200 162V161H199ZM110 163V160L109 162ZM107 163V164H108ZM116 163V162H115ZM114 163V164H115ZM135 163V162H134ZM150 163V162H148ZM158 163H161L158 162ZM164 163V162H162ZM161 163V164H162ZM175 163V164H176ZM181 163V164H180ZM211 163V164H210ZM90 164V163H89ZM113 164V165H114ZM124 164H126V161L124 162ZM132 164V163H131ZM151 164V163H150ZM180 164V165H179ZM105 165V164H103ZM119 165V164H118ZM128 165V163H127ZM144 165V164H143ZM148 165V164H147ZM152 165V164H151ZM106 166V165H105ZM117 166V165H116ZM130 166V165H129ZM150 166V165H149ZM159 166V164H158ZM162 166V165H160ZM172 166H175V165H172ZM179 166H182V170L181 168H179ZM114 167V166H113ZM127 167V166H126ZM147 167V166H145ZM152 167V166H151ZM154 167V166H153ZM157 167V166H156ZM194 167V166H192ZM197 167V166H196ZM195 167V168H196ZM115 168V167H114ZM117 168L119 169V167L117 166ZM121 168V167H120ZM143 168V169H142ZM179 168V169H178ZM171 169H174L171 168ZM178 170H181V172L179 173ZM173 172L176 171L175 169L172 170ZM164 172V173H165ZM116 173L118 174H121L122 176L120 178H116L114 175H116ZM160 173V172H159ZM77 176H79L80 172H77L76 173ZM152 175V176H151ZM44 177V178H43ZM203 177V178H202ZM117 179V181H114L115 179ZM123 178V179H122ZM177 180H175V179ZM169 179V180H168ZM122 180H124L122 182ZM150 180V181H151ZM115 183H114V182ZM139 181V182H140ZM168 181V182H167ZM193 181L192 183H194L195 181V184L197 185H194V184H191L190 182ZM132 182L134 184H132ZM144 182V181H143ZM197 182V183H196ZM142 183V182H141ZM185 183V184H184ZM203 183H206L210 186V189L209 188H206V187H203ZM143 184V183H142ZM145 184V182H144ZM184 184V186H183ZM193 185L192 186H190ZM95 185H97L95 188H92L94 187ZM146 185V184H145ZM153 185V184H152ZM180 186V187H179ZM202 186V187H201ZM153 187V186H152ZM160 187V186H159ZM193 189H192V188ZM146 188V187H145ZM158 188V187H157ZM156 188V189H157ZM162 189V188H161ZM159 190V188H158ZM189 190V191H188ZM174 191L172 193H174ZM150 192V191H149ZM165 192H171V191H168L167 188H166V191ZM30 193V192H29ZM50 193H53V196H50V197H43V195H48ZM115 193V192H114ZM148 193V192H147ZM178 193V192H176ZM181 194V193H179ZM117 195V194H116ZM163 195V194H162ZM175 195V194H174ZM183 195V194H181ZM179 197V195H177ZM184 196V195H183ZM245 197V198H248L249 197V200L254 203V204H257V209L256 208H253L255 211L253 212H248L246 211L245 214L241 217L239 215H230V211L226 208V207H230L228 206L230 201H233L234 199H236V197ZM108 197V198H107ZM107 198V200H106ZM186 198V199H188ZM109 199V200H108ZM192 199H190L192 201ZM199 201V200H198ZM195 203V202H193ZM201 204V203H200ZM204 204V203H202ZM84 205H87L85 207H83ZM188 205V204H187ZM210 205V204H209ZM211 206H215V205H211ZM216 207V206H215ZM84 210H89L88 213L91 214L90 217L89 216H85L83 213L85 212ZM257 210H258V213H257ZM39 213V212H38ZM208 214V215H205ZM199 214H202L203 216H205L204 218H210L211 219V214H217V212H200ZM33 215V216H32ZM84 215V216H83ZM106 215V214H105ZM182 215V214H181ZM187 215V214H186ZM189 215V214H188ZM187 215V216H188ZM189 217V216H188ZM196 217V216H194ZM194 217L192 218V220L194 219ZM198 217V216H197ZM201 217V216H200ZM170 218V217H169ZM185 218V217H184ZM191 218V217H190ZM203 218V217H202ZM35 219H37L35 221ZM249 219V218H248ZM191 220V221H192ZM197 220V219H196ZM199 220V219H198ZM208 220V219H207ZM213 220V219H212ZM220 220V219H219ZM222 220V219H221ZM245 220V219H244ZM247 220V219H246ZM251 220V219H250ZM32 221H35L32 222ZM141 221H153V220H150V219H144V220H141ZM201 221V220H200ZM223 221V220H222ZM221 221V223H223ZM225 221V220H224ZM251 221V222H252ZM203 222V221H202ZM246 222V221H244ZM34 223V225H33ZM201 223V222H199ZM210 223V222H209ZM212 223V222H211ZM215 222H213L214 224ZM220 223V222H219ZM237 223V224H238ZM38 224V225H37ZM202 224V223H201ZM204 224V222H203ZM233 224V223H232ZM231 224V225H232ZM253 225H252V228H253ZM34 226V227H32ZM113 226V227H112ZM239 226V225H238ZM251 226V225H250ZM149 228V229H147ZM230 228V227H229ZM232 228V227H231ZM235 228V227H234ZM241 228V227H240ZM239 228V229H240ZM243 228H246L243 226ZM248 228V227H247ZM148 230V231H147ZM233 230V229H232ZM240 231V230H239ZM255 231V230H254ZM112 232H114L116 235H111ZM196 232H199L202 234L203 236V239L204 240H200L198 238H196L194 236V233ZM238 232V231H237ZM247 232V231H245ZM244 232V233H245ZM252 232V231H251ZM120 233V234H119ZM234 233V232H233ZM236 233V231H235ZM239 233V232H238ZM241 234V233H240ZM249 235V233H247ZM257 234V233H256ZM253 235V234H252ZM262 235V234H261ZM242 236V234H241ZM264 236V235H263ZM81 237H83L84 239V242H82V239ZM258 237V236H257ZM243 238V236H242ZM252 238V237H251ZM259 238V237H258ZM255 239V237H254ZM261 239V238H260ZM264 239V238H263ZM80 241H81V244H80ZM35 245H38L37 242H34L32 241ZM260 242H263V241H260ZM85 246V247H84ZM38 247V246H37ZM82 247L86 249V252H83V253H80L81 250H82ZM96 247V248H94ZM39 253H36V257L34 259V264H37V260L40 258L39 257V254H40V247L37 248ZM80 250V251H79ZM255 252V251H254ZM10 255V254H9ZM13 256V255H12ZM1 258V257H0ZM4 259V258H3ZM253 259L254 256H253ZM2 260V258H1ZM3 261V260H2ZM248 261V260H247ZM6 262V261H5ZM3 264V263H2Z\"/></svg>",
	"mask_w": 264,
	"mask_h": 264
},
{
	"label": "water",
	"instance_id": "water-1",
	"mask_svg": "<svg viewBox=\"0 0 264 264\" xmlns=\"http://www.w3.org/2000/svg\"><path fill=\"white\" fill-rule=\"evenodd\" d=\"M162 49L163 48H158L155 49L154 48V53H159L162 54ZM165 54V49L163 50V55ZM79 109L80 112H84L85 117L86 116H90L89 113L87 115L86 109L83 106ZM120 147H125L124 143H119L118 144ZM106 162V161H103ZM90 166H88L87 168H84L79 176H77V174L72 178V180L70 181V178L67 177V179L61 181V193H69L72 191V189H77L78 187H80L81 185L85 184L86 186H90L92 184H98L100 183V180L102 178H104L105 176L103 174H105L104 172H102V168L99 167V164L101 163V160H99L98 162H96L95 160H89ZM110 164V163H109ZM101 166H104L101 163ZM104 171V170H103ZM109 171V170H107ZM111 172V171H109ZM117 179L120 178L122 175L116 173V175H114ZM115 179V178H113ZM117 179H115L114 181H117ZM123 179V178H122ZM113 181V182H114ZM124 180H122L123 182ZM115 183V182H114ZM97 185H95L92 188H95ZM5 191V190H4ZM146 188L145 187H141V186H132V185H126L125 187H121L116 189L113 192V195H116V200H118L119 204H122L121 206H119L118 208L115 207V209L111 208L110 212H107L106 215L103 216L104 220H107V222H112L111 220L114 219L115 217L120 218L122 216H126L128 212H125L127 210H129L128 207H140L143 205H146L148 207H151V209L154 210H159L161 212H163V214L165 216H172L174 213H178L181 212L182 210H184V208L182 206H180V204H177V202L173 201L171 202V199H165L162 198L160 199V197L157 194H152V193H146ZM18 193L15 191H10V190H6V192L2 193V197L6 198V197H10L13 198L15 195H17ZM21 195H23V193H21ZM53 196V193H50L48 195H43V197L47 198ZM182 201V200H181ZM183 202V201H182ZM12 203V202H11ZM87 205H84L83 207H85ZM197 209V208H196ZM194 210L195 212H197L198 210ZM85 212L83 213L85 216H89L91 214L88 213L89 210H84ZM125 212V213H123ZM123 213V214H122ZM83 215V216H84ZM221 220V219H220ZM218 220V221H220ZM20 224L19 222H16ZM18 225V224H17ZM20 225H18L19 227ZM20 226L18 231L20 233H25L21 234L22 237L24 238L25 241H34L37 242L38 245L40 246V254H39V259L37 260V264H86L83 263L81 261V258L79 257V253L76 254V252H66V253H61V252H57L53 255V256H46V252H47V248L45 247V241H54V238H56V236H46L43 233H39L37 232L36 228H29V229H24ZM82 242H84L83 237H81ZM81 244V241H80ZM85 247V246H84ZM96 248V247H94ZM80 251V250H79ZM86 252V249L82 247V250L80 253Z\"/></svg>",
	"mask_w": 264,
	"mask_h": 264
},
{
	"label": "snow or ice",
	"instance_id": "snow-or-ice-1",
	"mask_svg": "<svg viewBox=\"0 0 264 264\" xmlns=\"http://www.w3.org/2000/svg\"><path fill=\"white\" fill-rule=\"evenodd\" d=\"M11 128H10V134H9V137H5V134H4V131H3V128L2 126H0V161L3 160V156H4V142L6 139L9 140V143H8V148L12 151V152H16L17 149H16V145H15V142L12 141L10 139V136H11ZM18 155V153H17Z\"/></svg>",
	"mask_w": 264,
	"mask_h": 264
}]
</instances>
